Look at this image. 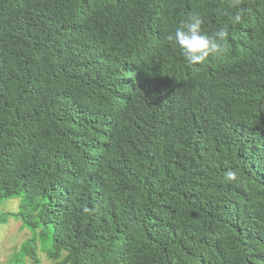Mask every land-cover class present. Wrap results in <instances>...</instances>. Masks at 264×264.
<instances>
[{
	"label": "trees",
	"instance_id": "obj_1",
	"mask_svg": "<svg viewBox=\"0 0 264 264\" xmlns=\"http://www.w3.org/2000/svg\"><path fill=\"white\" fill-rule=\"evenodd\" d=\"M232 5L0 0L11 264H264V0ZM192 14L229 30L196 66L166 40Z\"/></svg>",
	"mask_w": 264,
	"mask_h": 264
},
{
	"label": "clouds",
	"instance_id": "obj_2",
	"mask_svg": "<svg viewBox=\"0 0 264 264\" xmlns=\"http://www.w3.org/2000/svg\"><path fill=\"white\" fill-rule=\"evenodd\" d=\"M240 0H233V7L239 5ZM245 9H240L231 20L239 24L244 19ZM203 19L199 14L189 15L185 21L169 34L166 40L178 47L180 55L185 62L191 66L202 65L210 56H219L226 50V41L229 37L228 28L221 27L212 35L202 32ZM236 172L228 170L225 179L233 181Z\"/></svg>",
	"mask_w": 264,
	"mask_h": 264
},
{
	"label": "rangeland",
	"instance_id": "obj_3",
	"mask_svg": "<svg viewBox=\"0 0 264 264\" xmlns=\"http://www.w3.org/2000/svg\"><path fill=\"white\" fill-rule=\"evenodd\" d=\"M20 199L2 200L0 202V264H11L14 256L19 253L22 245L31 238L28 229L23 228L22 222L9 216L10 213H18ZM50 244V235L47 236ZM38 245V260L27 257L24 264H53L46 252L42 251L40 241Z\"/></svg>",
	"mask_w": 264,
	"mask_h": 264
}]
</instances>
